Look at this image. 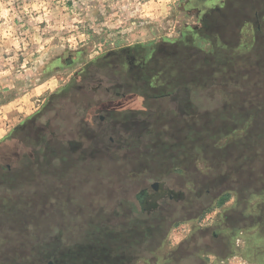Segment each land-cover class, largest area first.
<instances>
[{"label": "trees", "instance_id": "trees-1", "mask_svg": "<svg viewBox=\"0 0 264 264\" xmlns=\"http://www.w3.org/2000/svg\"><path fill=\"white\" fill-rule=\"evenodd\" d=\"M210 29L207 19L198 34L202 39H209ZM232 33L236 35L237 29ZM225 48L229 46L215 47L212 59L205 51H177L179 59L185 53L201 59L196 70H187L184 61L176 59L162 95L150 89L158 69L151 57L143 58L145 53L137 62L128 59V71L125 72L121 69L124 59L106 63L112 55L101 58L87 67L86 71L91 66L96 69L85 73L86 77L82 76L83 85L76 89L70 84L64 93L52 97L43 111L1 140L0 228L14 229L30 244L22 255L14 253L12 247L5 248L0 264H135L132 257L135 253L138 262L183 264L175 259L163 263L151 261L148 256L155 255L156 249L163 244L155 248L149 244L160 233H169L172 227L202 221L233 199L235 202L230 210L242 206V216L254 219L251 213L246 215V210L253 198L264 199V68L260 72L249 70L250 67L244 70L242 65L239 68L242 63L239 57L243 55L236 54L237 51H223ZM171 57L167 56L168 59ZM225 62H229V69L219 71L228 69L229 72L231 68L233 75L228 84H232L233 90L221 92L228 100V107L222 105L220 108V97H212L210 89L227 83L212 79L209 70ZM112 72L120 76L115 78L121 82L115 88L109 84ZM241 74L248 78V87L235 79ZM103 77H109L107 91L103 95H99L98 90L92 92L90 84L101 85ZM73 88L79 93L72 94ZM87 89L93 94L89 101L81 94ZM131 96L141 101V110L148 118H152L154 102L166 103L164 109L155 113L161 115L164 112V122L170 123H158L156 128L145 124L142 130L136 116L132 118L129 114L126 117L123 113L117 118V104L127 102ZM53 101L62 103L52 108ZM65 107L69 108L67 112ZM102 113L106 115L104 123L98 120ZM133 114L137 115L138 111ZM191 121L196 122L195 126ZM256 122L260 123L258 134L234 135L239 128L236 124L244 125L242 128L247 131ZM126 127L130 131L138 128L144 133L146 142L136 140L132 145L125 141L118 148L123 152L118 153L113 138L116 134L123 136L130 132ZM172 130L173 135L169 134ZM134 149L139 150L148 163L146 172L151 175L150 181L161 166L169 165L175 174L187 177L185 183L193 196L181 198L174 190L162 185L151 188L146 194L141 183L130 191L117 189V197L112 192L101 199L99 189L93 186L87 193L89 196L82 197L92 209L69 217L68 206L73 202V195L80 193L81 183L86 182L85 175L91 177L97 171L111 174L110 166L102 167V160L110 161L114 155L128 156ZM198 162L204 163L200 169ZM153 163L161 165L156 167ZM74 181L78 184H73ZM73 191L76 192L73 194ZM99 197L101 204L94 207ZM182 205L192 207L182 213L179 212ZM238 218L239 221L234 219L231 223L230 215H225V221L232 225L226 229L232 234L245 229L241 216ZM75 220L82 227L81 235L78 228L72 226ZM254 220H257L256 215ZM236 224L238 226L234 227ZM256 226L263 225L258 222ZM2 229L0 245L10 240L3 237ZM252 238L249 237V242Z\"/></svg>", "mask_w": 264, "mask_h": 264}, {"label": "rangeland", "instance_id": "rangeland-1", "mask_svg": "<svg viewBox=\"0 0 264 264\" xmlns=\"http://www.w3.org/2000/svg\"><path fill=\"white\" fill-rule=\"evenodd\" d=\"M257 12H260L259 16ZM207 19L211 27L208 34L210 40L202 39L198 34ZM235 29L236 35L232 33ZM220 44L229 46L223 51H237L236 54L243 55L239 57L242 63L237 62L240 64L239 68L246 70L250 67L249 70L254 69V72L263 70L264 0H0V141L38 114L49 104L52 97L64 93L70 84H74L76 89L83 85L82 76L86 77L85 73L96 69L91 66L86 71L87 67L101 58L112 55L106 63L124 59L121 69L125 72L128 71V59L137 62L145 53L143 58L151 57L154 67L158 69L150 89L157 95H162L166 81L173 73L176 59L184 61L187 70H196L201 59L194 57L192 53H185L186 55L179 59L177 55L180 53L177 51H205L212 59V51H215V47H220ZM231 46L236 47L231 49ZM167 56L172 57L168 59ZM229 65V62H225L223 65H214L209 70L212 79L227 83L214 85L210 89L212 97H220V108L222 105L224 108L228 107V100L221 92L233 90L232 84H228L233 75L231 68L227 71ZM226 68V72L219 71ZM110 76V87L115 88L118 82L121 83L115 79L120 77L115 72ZM235 79L248 87L249 80L242 74ZM102 80L104 83L101 85L90 84L92 92L98 90L99 95H103L107 91L106 81L109 77H103L100 81ZM74 88L71 93H79ZM89 89L81 92L86 101L93 97ZM53 102L55 105L53 104L52 108L62 103ZM152 105L154 112L152 118H148L141 110L140 100H134L132 97L127 102L121 101L117 104V118L123 116V113L127 114L126 117L131 114L132 118L136 116L138 126L142 125V130L147 124L156 128L158 123L163 124L166 116L164 112L161 115L155 112L160 108L164 109L166 103L154 102ZM63 109L67 112L69 108ZM136 111L138 114H133ZM208 119L211 121V118ZM98 120L100 123L106 122V115L99 114ZM195 121L190 123L195 126ZM167 122L170 123L168 120L164 123ZM235 126L241 127L234 133L236 137L244 132H250L252 135L260 131L258 122L252 123L247 131L243 130L245 128H242V124ZM126 130L130 131L129 127H126ZM173 132L174 130L169 134L173 135ZM167 133L165 131V134ZM143 134L138 128L131 129L123 136L116 134L113 138L116 151L123 152L118 148L125 141L132 145L136 140L146 142ZM159 134L160 132L158 141ZM104 160L101 165L110 166L111 174L97 171L91 177L85 175L86 182L81 183L80 193L74 194L76 191H73L74 199L68 206L69 217L74 218L77 213L85 214L86 210L92 209L91 204H86L82 197H88L87 193L93 186L96 190L99 189L98 196L100 195L101 199H105V195L112 192L115 193L113 196L117 197V189L130 191L133 186H141V183L144 185L143 192L158 184L174 190L181 198L193 196L190 187L185 183L187 177L175 174L169 165L164 168L161 166L158 171L155 169L154 180L150 181L151 175L146 172L148 163L141 157L139 150L129 151L128 156L114 155L112 160ZM155 164L157 163H153ZM160 165L159 163L155 166ZM197 165L202 168L204 163L198 162ZM73 184L78 183L74 181ZM108 201L112 205V199ZM100 202L99 197L94 207L100 206ZM234 202V199L231 200L223 208L208 214L202 221L185 222L172 227L169 233H160L149 246H163L157 248L155 255L148 258L158 263L175 259L183 264H264V254L261 256L254 248L255 245L264 247V240L259 239L260 233L255 232L253 228L260 222L264 229V199L253 198L250 208L246 210V215L251 213L254 219L256 215V221L242 216V206L237 208L238 210H230ZM192 206L182 205L179 212L185 213ZM227 214L232 218L229 220L231 223L241 216L246 231L230 233L227 229L232 225H229L228 220L225 221ZM75 221L72 226H76L81 235L82 227ZM236 226L238 224L234 225ZM1 234L10 240L0 245V259L4 257V249L7 247H12L13 252L18 255L27 251L30 243L23 241L14 229L4 227ZM250 236L254 237L251 242ZM255 236L258 237L257 243ZM136 256V253L132 254L135 264H148L138 262Z\"/></svg>", "mask_w": 264, "mask_h": 264}, {"label": "crops", "instance_id": "crops-1", "mask_svg": "<svg viewBox=\"0 0 264 264\" xmlns=\"http://www.w3.org/2000/svg\"><path fill=\"white\" fill-rule=\"evenodd\" d=\"M262 227L263 226H254L253 228L255 229L254 230L255 232H259L260 233V235L258 236L259 239L264 240V229H262ZM244 231H246V230L241 231V233H243ZM258 237L255 236V240H256L255 242L256 243H257ZM254 248L256 249L255 252L259 253L261 256L264 254V247L259 248L257 245H255ZM260 264H263V263H260Z\"/></svg>", "mask_w": 264, "mask_h": 264}, {"label": "water", "instance_id": "water-1", "mask_svg": "<svg viewBox=\"0 0 264 264\" xmlns=\"http://www.w3.org/2000/svg\"><path fill=\"white\" fill-rule=\"evenodd\" d=\"M156 186H158V184H156ZM156 186H152L151 188L153 189V188H155ZM147 192H148V190L145 191L146 194H147Z\"/></svg>", "mask_w": 264, "mask_h": 264}]
</instances>
